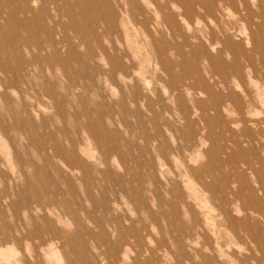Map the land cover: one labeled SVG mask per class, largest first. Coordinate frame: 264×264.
Segmentation results:
<instances>
[{
	"label": "rangeland",
	"instance_id": "obj_1",
	"mask_svg": "<svg viewBox=\"0 0 264 264\" xmlns=\"http://www.w3.org/2000/svg\"><path fill=\"white\" fill-rule=\"evenodd\" d=\"M260 186L264 0H0V264H232Z\"/></svg>",
	"mask_w": 264,
	"mask_h": 264
},
{
	"label": "bare ground",
	"instance_id": "obj_2",
	"mask_svg": "<svg viewBox=\"0 0 264 264\" xmlns=\"http://www.w3.org/2000/svg\"><path fill=\"white\" fill-rule=\"evenodd\" d=\"M260 193L264 195V186L250 188L247 196L243 193L239 195V198L247 199V206L244 209H236L238 214H242L240 218L233 215L232 210L227 206L221 209V214L227 221L226 229L232 243L240 247L239 242L246 240L248 245L245 250L247 252L242 256L237 252L229 254L232 264H264V199L261 198Z\"/></svg>",
	"mask_w": 264,
	"mask_h": 264
}]
</instances>
